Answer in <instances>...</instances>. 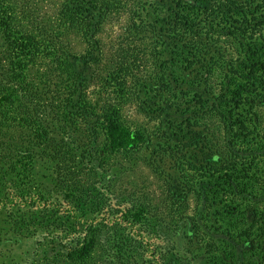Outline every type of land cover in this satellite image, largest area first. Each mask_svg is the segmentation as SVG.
Returning a JSON list of instances; mask_svg holds the SVG:
<instances>
[{
    "label": "trees",
    "instance_id": "1",
    "mask_svg": "<svg viewBox=\"0 0 264 264\" xmlns=\"http://www.w3.org/2000/svg\"><path fill=\"white\" fill-rule=\"evenodd\" d=\"M32 3L0 0L2 223L24 232L13 239L26 240L31 231L32 238L58 246L64 240L68 262L94 264L99 252L101 262L117 264L128 248L115 243L111 223H141L143 211L122 207L115 217L100 211L102 203L97 208L95 193L108 177L101 171L103 158L138 150L143 138L121 120L123 97L122 103L102 98L101 84V94L89 90L95 83L91 64L100 50L77 56L63 41L65 34L75 33L98 47L95 34L112 6L108 0H64L49 19ZM174 9L173 59L158 71L155 103L168 121L165 132L178 146L190 147L200 130L209 134L206 151L216 155L187 158L194 174L190 188L168 185L174 200L185 203L188 193L195 199L194 218L180 224L197 239L195 251L182 255L174 249L188 263L200 258L233 264L235 252L242 258L237 243L251 242L252 254L259 257L254 264H262L264 0H176ZM120 87L127 94L129 88ZM100 132L102 150L95 146ZM78 176L86 183L77 184ZM58 227L60 232H53Z\"/></svg>",
    "mask_w": 264,
    "mask_h": 264
},
{
    "label": "rangeland",
    "instance_id": "2",
    "mask_svg": "<svg viewBox=\"0 0 264 264\" xmlns=\"http://www.w3.org/2000/svg\"><path fill=\"white\" fill-rule=\"evenodd\" d=\"M63 1L32 0V4L37 8L38 14L51 19ZM108 2L112 10L100 26L99 32L95 34L98 47L86 45L80 34L75 33L65 34L63 41L65 48L77 56L89 53L97 55L100 50L98 61L91 64L95 83L89 90L101 94V89L97 86L101 84L104 86L102 98L117 102L115 100L119 101V98L123 97L125 101L119 105L121 120L130 130L141 133L143 138L138 150L119 152L103 158L101 171L108 175L104 185L99 184L98 179H93L96 185L99 184L95 193V205L99 208L100 203L103 204L100 211L106 209L104 212L108 211L115 217L122 207L132 211L141 207L143 211L141 223H116L118 220L113 219L111 230L115 243H123L128 248L118 257L116 263L213 264L205 259L200 261V258L188 263L183 257H178L177 249H174H180L182 255L186 249L191 253L195 251L193 248L197 239L190 236L189 229L184 231L183 227H180L183 218H194L195 199L192 193H188L185 203L174 200L169 194L168 185L178 184L187 188L193 185V167L188 157L191 160L202 159L205 156L203 152L216 157L215 150L205 149L209 146V134L200 130L199 137L190 140V147L178 146L171 139V134L167 135L165 132L163 123L168 121H163L165 116L155 103L158 101L160 89L158 82L161 73L158 71L164 66L169 67L170 60L173 59L170 38L175 26L173 11L176 0ZM154 16L160 18V21L155 23ZM161 19L164 21L161 22ZM101 79H104V82ZM216 84H213L215 93L218 92ZM121 85L129 88V94L120 91ZM134 88L136 89L133 90ZM171 102L175 103L176 100ZM138 106L142 109L139 110ZM171 116L175 118L173 114ZM97 138L95 146L102 150L103 133L100 132ZM79 178L78 176L77 184L86 183ZM177 189L179 187L174 190ZM2 221L4 216L0 212V264H80L66 261L64 252L68 243L64 240L59 247L60 245L32 238L31 231L26 240L18 239L19 236L13 239L11 236L19 233L23 237L24 232H18ZM59 229L61 228L58 227L53 232H60ZM115 229H121L123 232L117 233ZM58 235L63 237L64 234ZM104 240L102 239V244ZM237 247L241 250L242 258L235 252L233 264H254L256 259H259L258 255L252 254L251 242H238ZM99 255L100 253L96 252L94 264H104ZM261 263L264 264V258Z\"/></svg>",
    "mask_w": 264,
    "mask_h": 264
}]
</instances>
